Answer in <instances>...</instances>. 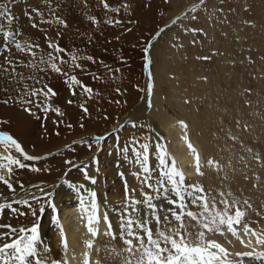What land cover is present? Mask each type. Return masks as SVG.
Masks as SVG:
<instances>
[{
  "label": "bare ground",
  "instance_id": "obj_1",
  "mask_svg": "<svg viewBox=\"0 0 264 264\" xmlns=\"http://www.w3.org/2000/svg\"><path fill=\"white\" fill-rule=\"evenodd\" d=\"M64 1L65 0H48L47 8L42 10L47 12L48 15L45 21H41L39 17L41 13L39 11L41 10L43 0H0V66H2L0 67V121L7 122L0 123V131H6V133L16 138L29 155L45 159H39L38 161L22 160L26 165L31 166L34 164V168L25 167L21 169L13 165L14 175L11 177L13 186L16 189L15 199H30L31 194L42 197L39 203L35 201L32 202L33 207H43L44 209L42 212H39V218L36 220L40 237V249H50V251L45 253L51 257L58 256L59 254L56 250H59L60 256L62 257L61 260L59 257L55 264H62L64 261H66L67 264H84L85 253L90 255L92 264H126L127 260H131L132 264H137L140 254L136 253V255H130L127 251H124L126 246L123 245L121 240V237L124 236L121 229L123 227V220L126 217V212L130 211L133 217L136 216V212L133 209L137 206L133 205L131 209H128L126 196L130 194L135 199L143 200L144 193H148L152 196H155L156 193L147 187L141 186V179L148 174L142 172L141 166L135 162L133 154L132 165L129 167L127 157L128 153L132 152V150L127 143L126 136H130L131 139L136 138L141 142L149 143L148 167L151 170L152 177L150 182L153 184H155L158 179H163L164 173L166 171H171L174 166L177 170L183 172L185 184H194L197 187H203L204 190L205 184H207L208 188L213 191L212 202L214 200L216 206L221 204L220 201L222 199L234 205L235 202H239V207H242L245 201L251 204L253 201L261 200L259 194L254 193L253 195L252 193V178H254L252 176H256L259 173L258 166H255L253 169H247V166L244 165L246 155L241 159L240 163H243L241 166L236 160L237 156H234L235 149L232 148L229 140H226L227 136H231V141L234 140L233 137H235V133L231 129L225 128L226 131H224V133L219 134L214 131L213 135H211L210 130L212 131V125L214 123L217 125L215 117L212 116L214 114L213 110H211L212 108L210 110L207 108L203 113L200 111V114L197 115L196 105L199 104V101L196 96H203L202 98H205V95H210L211 91L208 94L202 90V87H196L195 89L196 82L193 84L192 76H190L191 72L193 74V71L187 72L190 76L188 78L191 79H188L187 83H184L183 86L180 84V80L177 81L170 78L172 76H169V72H171L170 69L173 67L172 65H175L172 63L176 60L172 61L174 56L171 58L172 54H170L167 44H164L165 47L163 45L164 49L162 52H159L157 56L155 55V51L158 50L157 44L159 39L170 31L166 30V28L172 22L161 30L154 39L151 38L146 41L148 35L154 33L158 25L156 13L159 6L157 7L156 4H154L153 8L150 7L149 10H146L144 1H137L139 3V12L135 10V16L133 15V18H139V26H136V30L130 34H126L127 36H125L123 32L124 37H120L121 32L119 29L121 27H117L114 23L117 18H115L116 15L114 16V12L112 13L111 11L104 12V18L101 17L102 21L98 18L99 16H96V18H98L97 20L101 21H99L100 25L99 27L97 26L96 29H93V31L91 30L95 36H98L96 39L101 37V41L103 45H105L103 46L101 44L103 49L108 51L114 49L116 56H118V58L115 56V60H106L102 67H110L109 69H111L113 68V63L118 64L119 61L122 62L123 58L120 57L121 54L119 55L118 51L124 48V52L127 54H125L127 60L130 61L126 63L129 66L127 65L126 67L127 76L125 79V82L127 80L129 83H123L124 81L121 77L124 76L120 78L117 76L116 80L115 72L103 73L104 75L101 77L97 75L98 79L93 76L94 73L93 75L91 74L92 77H82L79 75L80 73L78 74L79 71L77 73L73 72L83 85L87 84V86L93 90L91 94L85 93L81 90L80 86L73 84L70 80V77L73 76L71 72L73 68L71 67L72 65L70 66L69 64L71 60L68 65H63V67H65L64 71L68 73L66 76L57 74L51 69V71H49L50 66L48 65L49 68L47 71L49 72H46V74L50 73V75H47V78L46 75H43L45 77L44 79H46L45 81L42 82L40 78L39 83L33 82L35 79L25 80L28 76L34 75V68L25 66L34 64L32 52H35L36 55L39 54L43 56L44 53L50 51L48 48L49 41L54 44H61L63 49L68 50V46L73 48L72 43L75 42L74 39H79V34L84 38L85 33H87L86 29L88 30L89 27L86 26V22L82 23L84 21L81 19L87 21L89 17L93 16H89L90 13L92 14L91 11L93 10H89L90 13L88 12V14L85 13L86 16H89L88 18L85 16L86 19L83 16V12L80 13L82 14L81 16H83L81 19L74 16L72 17L71 15L73 14L70 10L74 8V6L76 8L75 2L78 0H75V2L74 0H68L69 6H66ZM85 1L87 0H83L82 3H85ZM89 3L92 4V2ZM78 5L81 8L84 4L80 5L78 3L77 6ZM7 6L12 7L10 15L6 14ZM93 6L96 5L94 4ZM84 7L85 6L82 8L85 10ZM102 8L104 9V7H101V10ZM98 9H100V6H98ZM80 11H78V13ZM94 12L96 11H93V13ZM27 13L30 14V17L33 16L30 20L29 18L27 19ZM8 16H13V20ZM93 19H91V21ZM30 21H33V23L36 21L38 27L31 28ZM58 21L65 22L67 27ZM90 23L93 24L92 22ZM101 24L103 25L101 26ZM92 27L94 26H91V28ZM9 28L11 30H9ZM91 28H89V34H91ZM22 30L25 31L23 35ZM85 38L80 40L83 42V40H86ZM144 40L146 42L144 44H146V46L148 45L145 58L147 70L145 72L146 74H144L142 69L143 74H140L137 51L134 52L132 50ZM79 42L81 43V41ZM76 43L77 41L75 44ZM17 45H20L19 49ZM33 45H39V48L31 47ZM80 45L82 46V44ZM80 45H78V47H81ZM97 45L98 44H96V46ZM27 46L28 49L26 50ZM84 48H80V50ZM76 51L74 50L73 52L77 53L78 51ZM85 51L86 50H84V52ZM92 51L94 50L92 49ZM80 53H82V51H80ZM60 54L61 53H58L57 55ZM81 55L83 54H80V56ZM67 59L69 58H65V60ZM103 59H105L104 56ZM38 60L39 59H37V61ZM78 60L79 59L76 61ZM9 61L15 63V70L9 65ZM5 68L8 69L7 72L4 71ZM91 70L92 68L88 71ZM28 71L29 74L27 75ZM84 71L86 73L87 70L84 69ZM21 73L23 74V78L20 76ZM180 74L182 75V73ZM194 78L195 77H193V79ZM44 79L42 78V80ZM44 86L51 88L56 94L50 95L46 100L43 96L32 97V99L48 107L50 109L49 111H45L44 107H37L34 104L24 105L22 103V101L28 99L27 96L22 95L25 89H39ZM17 87L18 90L16 91L15 88ZM121 87H123L122 89L130 87L127 95L121 94ZM73 88H75L77 95H72ZM14 91L16 92L15 94L10 96L7 95L12 94ZM6 99L8 100L7 104L3 102ZM69 101H72V103H69ZM24 107H30L32 109V114L30 115L28 112L24 111ZM190 107L196 114L190 111ZM84 108L87 109V112L83 110ZM56 109H59L62 115H57ZM226 115L227 114H225V116ZM229 116H231V114ZM133 122H135L138 127L133 128L131 126ZM182 125H187V128L185 129ZM101 128H107V131L111 133L110 135H115L117 132L123 131L125 137H123L121 141L118 139L119 137L113 138L111 142H105L106 139H102L101 146L89 148V144L95 143L97 137L95 133L101 131ZM237 137L239 138V135ZM246 137L247 136H244L242 138V136H240V143H243L242 145H245V141L247 140H245ZM129 140L130 139H128V141ZM189 141L196 149L195 153L188 148L187 144ZM104 143L106 147H103ZM125 147H129L127 153L121 151V149ZM240 147H242V152L248 149L246 146ZM105 148L111 150L112 157L107 156L104 158L103 165L96 163V161L99 160L102 150ZM251 149L257 153L256 149ZM252 150H248V153H251V157L252 154H254ZM165 153L167 154L165 157L167 167L160 163L161 156ZM7 155L18 157L19 154L15 153L14 149L8 148L6 150L5 146L0 145V165L8 164L7 159H5ZM197 155L199 156L201 171L203 170L204 163L209 165L208 172L204 178L201 177L202 175L197 174L196 171ZM260 155L258 154L259 158ZM251 157L249 159H251ZM69 160L72 161V165L66 163V161ZM85 166H87V177L94 179L95 183H92L91 179L86 177L84 170ZM37 168L40 169V171L33 170ZM215 169L219 170V172L213 174L212 171ZM241 170L246 179L240 177ZM248 171L249 173L247 174ZM116 172H119L118 177L115 176ZM138 172L140 173V178H137L135 175ZM100 174L101 177L105 175L106 178L101 180ZM0 175L7 177V169H0ZM261 184L263 189L264 181H262ZM21 185L23 187H21ZM168 187L171 188V185H168ZM40 189L44 191L41 192ZM238 190L242 192L241 196H237ZM91 192L96 193L94 198L89 195ZM221 192L225 194L223 197L220 196ZM45 194H47L46 199H43ZM169 196L175 198L172 197L171 193H169ZM12 198L13 193L10 192L3 183H0V202ZM82 200L83 203H81ZM93 201H95L98 207L99 223L93 219L91 227L93 231H97L99 235H92L88 231V220L93 215ZM154 203L159 205L162 217V223L159 226L154 222L151 225L154 235L158 228L165 232L170 228H178L179 225L176 226L174 223L165 224L163 222V216L169 215L168 212L164 211L169 207L166 199L161 196L160 199L154 200ZM14 207H18L21 212L29 211L24 205H14ZM139 207L140 214L144 217H148L149 213L146 205H140ZM189 208L191 210H196L197 214L200 213L199 208L192 207L191 205H189ZM262 210L264 212V202H262ZM210 211L215 212L218 210H216L215 207H210ZM232 211H234V208ZM244 212L246 213L245 219H243L238 231L247 243L249 236H245L244 234V223H248L251 228L260 232L264 229V216H255L257 212L251 208H246ZM4 215L8 216L10 219H16L17 222L15 223L17 225L30 226L33 221L30 214L17 218L6 210L3 213V216ZM109 223H111L112 226L111 232L117 234V238L115 239L112 238L111 234L105 235L106 232H109ZM12 225L19 228V226L15 224ZM185 225H187V231L193 234L192 240L194 242L195 234L202 231L203 228L197 224V221L191 218ZM205 235L208 240H216L222 243L231 253L253 250L257 252L264 251V246L256 244L255 237L250 238L251 243L249 247L245 248L239 240H236L227 232H225L224 236L208 232H206ZM62 236L67 237L68 248L66 254L62 243ZM229 241L231 243H229ZM88 242H91L93 245L91 249L87 247ZM52 250L55 251L51 253ZM108 256H115L116 259H103ZM44 258L49 262L53 261L48 259V257ZM230 258L235 259V256ZM243 264H264V262L244 258Z\"/></svg>",
  "mask_w": 264,
  "mask_h": 264
},
{
  "label": "rangeland",
  "instance_id": "obj_2",
  "mask_svg": "<svg viewBox=\"0 0 264 264\" xmlns=\"http://www.w3.org/2000/svg\"><path fill=\"white\" fill-rule=\"evenodd\" d=\"M67 1L68 0H65L64 4L66 6H69L68 5L69 2ZM114 1L115 0H102V1L94 0V4L96 6H93L94 5L93 0H87L85 1V3H82L83 0H78L77 2L80 5L84 4L80 8L79 5H78L79 7L77 6L78 3L75 2L74 0V2L76 3V8L74 6V8L70 10V12H72L73 14L71 15L70 13V15L72 17L74 16L76 18L81 19L83 18V16L85 18L86 14H88V12L90 13L91 10L96 11L94 12L95 15L93 11H91L92 14L91 13L89 14V16L93 15L94 17L93 16L89 17L88 15L86 16V18L89 17V19L87 20V21L90 20L89 22H87L84 19H81L84 22L80 21L82 23L86 22L87 24L86 26L89 28H91V26H94L95 28L92 27L90 29V31L91 30L93 31V29H96L97 26L99 27L100 22L102 21L101 17L104 18L103 15L105 14L104 13L105 11L107 12L111 11L112 13L114 12V16L116 15L115 18H117V20H115L114 23L116 24L117 27H121L119 29V31L121 32L120 37H124L123 36L124 33H125L124 35L127 36L126 34L128 33L130 34L134 30H136V26H139V22H138L139 18L136 17L134 19L133 17L135 16L134 15L135 10L139 12V9H138L139 3L137 1L140 2L142 0H136V1L135 0H119V1L117 0L115 1L116 3ZM143 1H144V5H146L145 6L146 10H149L150 7L153 8L154 4H156L157 7L159 6L157 8V13L155 12L156 18L158 20V25L156 26L154 33L148 35V38L146 41H148L151 38L154 39V37L157 34H159L161 30H163L168 24L172 22L166 28V30H170V31L166 33V35L162 36L161 39H159V42L157 44L158 45L157 48L159 51L158 50L155 51V55L157 56L158 53L162 52V50L164 49L163 45L167 44L170 50V54H172L171 58H173L174 56V59L172 61H175V60L176 61L172 63L175 65H172L173 67L171 66L172 68L170 69V71L172 73L169 72V76H172V77L170 78L171 79L173 78V80H177V81L180 80V84H182V86L184 83H187L188 79L192 78V83L193 84L195 82L197 83V84L195 83V89L196 87L197 88L202 87V90L207 92L208 94L211 91L210 95H205V98H202L203 96H196L199 101V104L196 105L197 115L200 114L199 113L200 111H202L201 113H203L205 112L207 108L209 110L212 108L211 110H213V113H214L212 116L215 117L217 125L215 123L214 124L216 126L214 124L212 125L211 127L212 131L210 130L211 135H213L214 131H216V133L222 134L224 133V131H226L225 128L231 129L235 133L234 134L235 137H233L234 140L231 141V136H227L226 140H229L230 144L232 145V148L235 149V154L236 153L237 154L236 155L234 154V156H237L236 158L237 162L240 163L242 157L246 155V161H244V165L247 166L246 167L247 169H253L255 168V166H258L259 173L256 176L254 174H253L254 176H252L254 177L252 178L253 179L252 193L253 195L254 193L259 194L261 196V200L253 201L251 204L244 203V205L240 207V209L244 211L246 208H251L252 210L259 213V215H255V216H264V212L262 210V202H264V188L262 189L261 187L262 185L261 182L264 181V0H143ZM89 2H92V4ZM105 2L111 7L109 6L107 10L106 8L104 9L102 8L101 10V7H104L103 4ZM90 5L91 7L92 6L93 7L91 8ZM47 6H48V0H43L41 10L39 11L41 13V15L39 16L41 21H45L46 16L48 15L47 12L42 11V10H45ZM83 6H85L84 7L85 10L82 8ZM98 6H100V9H98ZM113 8L115 9V11ZM11 10H12V7L7 6L6 14L10 15ZM78 11L80 12L78 13ZM82 12H83V16H81L82 14H80ZM26 15H28L27 19L29 18V20L33 17L32 15H31L32 17H30L29 13H27ZM96 16L97 17L99 16L98 18L101 21L97 20L98 18H96ZM10 18L11 20H13L12 19L13 16H11ZM93 18L97 21H95ZM91 19L93 20L91 21ZM175 19H178V21H175ZM34 22L35 23H33V21H30L31 28L38 27L37 22L36 21ZM90 22H92L93 24H91ZM88 23L91 25H89ZM102 25L103 24H101V26ZM89 28L88 30L86 29V32L88 34L85 33L86 36L84 35V38L86 37L85 38L86 40H83L82 42V40L80 39H84V38L81 36V34L79 35L77 34L79 39L78 38H77L78 40L74 39V41L75 42L77 41V43L76 44L75 42L72 43L73 48H70V46H68L67 53H61L62 55L60 54L64 58H69L67 59V61H70L73 55L76 57V60L79 59L78 61H75V63L82 65L83 70L74 69L71 66L72 65V61H71L69 63L70 66L73 68V69L71 68L72 69L71 72L77 73L79 71L78 74L80 73L79 75L82 77L84 76L92 77L91 74L93 75L94 73L93 76H95L96 79H98L97 75L98 77H101L102 75H104L103 73L107 74L108 72H115L116 80H117V76L118 78H120L121 76H124V77H121V79L124 81L123 83H126L127 82V80L125 82V79L127 76L126 67L128 65L126 63L130 61L127 60V56H126L127 54L124 52V48L119 49V51L117 50L119 52V55L121 54L120 57L123 58L122 62L119 61L120 63V64L118 63L119 65L113 63V68L111 69H109L110 67H102V65L106 62V60L108 61L115 60L116 54H115L114 49H111L112 51L109 50L110 52L106 49H103V46L105 45H103V42L101 41V37L96 39L98 36H95L92 33V31H91V34L93 36L89 34L90 33ZM193 29H195L196 31L193 32ZM9 30L11 29L9 28ZM24 30H22V35L25 32ZM79 41H81V43ZM144 43H146L145 40L140 45H137L135 49L132 50L134 52L137 51L136 53L138 56L137 59H139L140 74H143V73L146 74L145 72L147 70L145 66L146 65L145 58H146V49L148 45L146 46V44ZM80 44H82V46ZM96 44H98L99 46L98 45L96 46ZM78 45H80L81 47H78ZM59 46L62 48L61 44ZM80 48H84V49L80 50ZM27 49H28V46L26 50ZM73 49L75 51L77 50L78 52L77 51H76L77 53L73 52L74 51ZM92 49L94 51H92ZM84 50L86 51L84 52ZM88 50L90 51V53ZM80 51H82V53H80ZM80 54H83V55L80 56ZM38 56H41V55L37 54L33 58L34 64L36 63L37 59L40 60L41 57H43L45 61L48 60V52L44 53L43 56L41 57H38ZM103 56L105 59H103ZM88 57H92L96 61V63H93L91 60L88 59ZM116 57L118 58V56ZM80 59H83V60H80ZM151 59H152V56H151ZM39 60L37 61L36 64H38ZM54 62L58 63L57 65L60 67H63L64 65V64L59 63L58 61H54ZM66 64L68 65V63ZM85 64L87 67L85 66ZM39 66L40 67L43 66L41 68H45V69L47 68V70L49 68L48 64H42ZM64 68L65 67H63L62 69L64 70ZM91 68L92 70L88 71ZM96 68L97 69L99 68V69L97 70ZM188 68L190 71L188 70ZM50 69L51 68H49V71H51ZM84 69L87 70L86 73ZM142 69H143V73H142ZM49 71L39 72L34 69L33 74L36 78L38 79L40 78V80L43 82L46 80L44 79L45 78L44 76L46 75V78H47L50 75V73L46 74V72H49ZM191 71H193V74ZM178 72H179V75H178ZM187 72H191L190 74V76H192L191 78H188L190 76L187 74ZM75 73H73V76L77 77ZM180 73H182V75ZM28 74H29V71L27 72V75ZM175 76L177 77L179 76L180 78L179 77L177 78ZM28 77L25 80H31V79H28ZM193 77L195 78L193 79ZM42 78L44 80H42ZM209 78L213 83L209 80ZM212 79L215 81H213ZM205 80L208 83L210 81V83L208 84ZM33 82H36V80H33ZM122 88L123 87H121V90H120L121 94L127 95L128 90H130V87L124 88V89ZM15 90L17 91L18 87L15 88ZM15 93L16 92L14 91L12 94H7V95L10 96ZM139 93H140V90H139ZM190 109H191L190 111H192V113L194 114L195 113L194 110L191 107ZM225 114H227L228 116L227 115L225 116ZM230 114L231 116H229ZM100 130L101 131L95 133V136H97L96 138L99 137L100 140L106 138L105 142L106 141L111 142L113 138H118V137H119L118 139H120L121 141V139L125 137L123 134V131L117 132V134L115 135L113 134L110 135L111 133L107 131V128H101ZM238 135H239V138L237 137ZM240 136H242V138L244 136H247L245 138V140L247 139L245 141V145H242L243 143L242 144L240 143V140H241ZM128 139L131 140V137L126 136L127 143L129 144L130 140L128 141ZM94 146H101V143L91 144L90 148H93ZM104 146L106 147L105 143L103 144V147ZM240 146H243V147L246 146L248 149L245 150V152L244 151L242 152V147ZM251 148L256 149L257 153L254 152ZM248 150L253 151L252 153L254 154H252V157L250 155L251 153H248L249 152ZM258 154L259 155L261 154L260 158ZM107 156L112 157V152L108 148H105L102 150L100 154L98 163L103 165V159L106 158ZM250 157L251 159H249ZM40 160H45V159L41 158ZM127 163L129 164V167L132 165V152L128 153ZM240 164L242 166L243 163H240ZM203 165H204L203 170H202L203 175L201 177L204 178L208 172L209 165H207L206 163H204ZM34 166L35 165L32 164L31 166L28 165L27 167L34 168ZM249 171L247 172V174L249 173ZM217 172H219V170L217 169L212 171L213 174H216ZM240 174H241L240 177H242L243 179H246L242 170L240 171ZM115 176L118 177L119 172H116ZM100 177H101V174H100ZM105 178H106L105 175H103L101 177V180ZM205 192L208 194L210 207H212L213 191L210 190V188H208L207 184H205ZM241 195H242V192L238 190L237 196H241ZM253 195L252 197L254 198ZM252 197H251V200H252ZM248 205H250L251 207H248ZM214 207L216 208V210H219V211H222L224 209L223 204H219L217 206L215 205ZM192 211L196 213V210H192ZM201 211L202 209H200L199 212ZM189 220L190 218L187 217L186 215L183 217V222L185 224H187V221ZM0 222L15 224L16 226H19V227L22 226V225H17L15 223L17 222L16 219H10L6 215H4V218L0 220ZM172 223H174L176 226L179 225V222L173 221ZM54 251L55 250H52L51 253H53ZM56 251L59 254L56 257H51L47 255V253L45 252L43 253L44 257H48V259L53 260L49 262V264L50 263L52 264L53 262L56 263L59 257L61 260L62 256H60L59 250H56ZM105 258L116 259L115 256H108V257H104L103 259ZM17 264H18V261H17Z\"/></svg>",
  "mask_w": 264,
  "mask_h": 264
},
{
  "label": "snow or ice",
  "instance_id": "obj_3",
  "mask_svg": "<svg viewBox=\"0 0 264 264\" xmlns=\"http://www.w3.org/2000/svg\"><path fill=\"white\" fill-rule=\"evenodd\" d=\"M104 8H109V5L105 2L103 4ZM59 23L64 24L67 27L66 23L63 21H58ZM196 30L193 29V32ZM31 47L39 48V45H33ZM17 48H20V45H17ZM48 60L45 61L43 57L40 58L38 64L25 65L26 67H32L37 71H47L45 68H40L39 65L48 64L52 71L60 74L62 76L68 75L62 68L58 67V61L61 64L69 63L65 60L63 56H58V53H67V49L61 48L58 44H54L51 41L48 43ZM35 57L36 53H31ZM93 63L95 60L92 57H88ZM72 67L74 69L83 70L82 65L75 63L76 57H71ZM9 65L15 70V63L13 61L8 62ZM2 67V66H0ZM5 72L8 69H4ZM20 76L23 78V74ZM28 79H35L39 83V79L34 75L28 77ZM70 80L73 84L80 86L81 90L85 93L91 94L92 89L87 85H83L82 82L76 77L71 76ZM56 93L47 86L31 90L25 89L22 95L27 96L28 99L22 101L24 105L34 104L37 107H44L45 111H49L48 107H45L39 101L33 100L32 97L43 96L45 100L50 95H55ZM72 95H77L75 88L72 89ZM5 104L8 103V100L3 101ZM72 103V101H69ZM24 111L32 114V109L30 107H24ZM87 112V109H83ZM57 115H62L59 109H56ZM0 123H7L6 121H0ZM82 126V125H81ZM133 128L138 127V125L133 122L131 125ZM185 129L187 125H182ZM71 127V126H70ZM143 127V126H140ZM106 139V138H105ZM96 144H100V138L95 139ZM0 145L5 146V149L8 148L14 149L15 153L19 154L18 157L12 155H7L8 164L0 165V169L6 168L8 176L0 175V183H3L10 192L13 193V198L4 202H0V220L4 218L3 213L7 210L13 216L19 218L20 216H28L29 214L33 218V221L30 226H21L19 228L14 227L11 223H0V264H49V261L44 258L43 253L50 251L48 248L40 249V237L38 233V225L36 220L39 218V212H42L43 207L35 208L33 207V201L39 203L42 199L40 196L34 194L30 195L29 198L15 199L16 189L13 186L11 177L14 175L13 165L18 168H25L28 165L22 162L23 161H38L40 157L29 155L20 144V142L14 138L11 134L6 132H0ZM89 148L91 144L88 145ZM188 148L195 153L196 149L193 147L189 141L187 144ZM129 147L132 150L133 157L135 162L141 166L143 173L148 175L144 176L141 179V186L147 187L156 193L155 196L144 193V199H135L130 194L126 196L127 208L131 209L133 205L137 207L133 209L136 212V216L133 217L132 212H126V217L123 220L122 231L124 236L121 237L123 245L126 247L124 251H127L130 255H136L139 253V258L137 264H243L244 258L254 259L257 261L264 262V251H245V252H236L231 253L222 243L216 240H208L205 233H215L220 236H224L225 232L230 233L236 240H239L240 243L245 247H249L251 243V237L256 238V244L264 246V229L260 232H257L250 227L248 223H244L243 231L245 236H249V240L246 243L245 240L239 234V227L246 215L244 211L238 206L239 202L233 203L228 202L227 200H221L220 203L224 205L222 211H210V202L208 194L205 192L203 187H197L194 184H185V177L182 171L177 170L174 166L171 171H166L164 173L163 179H158L155 184L151 183V170L148 167V152H149V143L141 142L136 138H132L129 141ZM129 147L121 149L122 152L127 153ZM166 153L161 156L160 163L167 167V161L165 159ZM22 158V159H21ZM66 163L72 165V161H66ZM98 163V161H96ZM77 166V165H73ZM87 166H85V175ZM35 171H40V169H33ZM98 170V169H97ZM197 174L203 175V172L200 170L199 165V156L197 155V164H196ZM137 178H140V173L135 174ZM92 183H95V180L91 177ZM171 185V188L168 187ZM21 187H23L21 185ZM43 192V189H40ZM127 191V187H126ZM134 191V190H133ZM169 193L172 194L171 198ZM91 197H95L96 193L91 192L89 194ZM225 194L220 193V196L223 197ZM47 194L43 199H46ZM163 196L166 199L169 207L164 211L168 212L169 215L163 216V222L165 224L172 223L173 221L179 222L178 228H170L167 232L157 229L155 235L153 233L152 223L154 222L157 226L162 223L161 209L158 204L154 203V200H158ZM83 203V200L81 201ZM247 204V201L244 202ZM14 205H24L29 211L21 212L18 207ZM140 205H146L149 216L144 217L140 214ZM189 205L202 209V211L197 214L193 212ZM215 206L213 200L212 207ZM248 207H251L248 205ZM234 208V211H232ZM93 215L89 218L88 231L92 235H99L97 231H93L91 225L93 219L99 223L98 216V207L93 201L92 203ZM187 216L194 221H197V224L200 225L203 230L195 234V241L193 242L191 232L187 231V225L183 223V217ZM259 215V213H257ZM111 223L108 224L109 232H106L105 235H112V238H117L115 232H111ZM63 247L65 248V254L68 248L67 237L62 236ZM229 243H231L229 241ZM87 247L91 249L93 247L91 242L87 243ZM235 256V259L230 257ZM55 264V262H53ZM62 264H67L66 261ZM84 264H92L90 255L85 253ZM126 264H132L131 260H127Z\"/></svg>",
  "mask_w": 264,
  "mask_h": 264
},
{
  "label": "water",
  "instance_id": "obj_4",
  "mask_svg": "<svg viewBox=\"0 0 264 264\" xmlns=\"http://www.w3.org/2000/svg\"><path fill=\"white\" fill-rule=\"evenodd\" d=\"M175 21H178V19H175Z\"/></svg>",
  "mask_w": 264,
  "mask_h": 264
}]
</instances>
